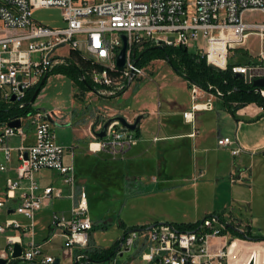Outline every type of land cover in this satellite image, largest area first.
Instances as JSON below:
<instances>
[{
  "label": "built area",
  "instance_id": "built-area-1",
  "mask_svg": "<svg viewBox=\"0 0 264 264\" xmlns=\"http://www.w3.org/2000/svg\"><path fill=\"white\" fill-rule=\"evenodd\" d=\"M44 8H60L66 27L52 29L35 21V10ZM248 11L264 14V0H0V103L25 109L29 105V93L46 75L49 77L57 67L74 62L86 68V74L99 85H112L115 77L126 83L134 76V82L144 75L135 59L147 46L189 49L200 41L201 35L204 47L199 55L208 64L226 71L230 67V53L242 48L251 35L264 40V21L247 23L244 15ZM122 34L128 36L129 49L126 67L118 69ZM62 48H68V55L57 54ZM260 59L257 65L235 64L231 67L232 73L245 76L250 69L264 68V52ZM189 84L193 106L191 111L184 113V118L193 123L197 111L212 110L215 102L225 94L213 85L203 88L190 81ZM261 95L264 97V91ZM13 97L16 101H12ZM30 108L27 115L0 125L1 143L13 137H19L22 142L18 148H0L6 161L0 166V172L9 173L8 165L12 163L14 152L20 162L17 178H7L6 192L0 199V213L6 216L0 223V233H17L7 236V249L0 252V259L7 264L16 261L54 264L57 258L45 255V245L36 241L37 214L52 200L69 198L70 211L54 212L50 228L56 231L54 236L65 237L67 248L79 251L76 261L84 264L96 222L89 215L86 188L78 182L76 149L58 142L54 127L62 125L60 113L41 110L35 103ZM15 121L21 122L20 128L9 126ZM102 128L103 124L95 128L94 133ZM30 132L35 134V142L29 145ZM137 142L133 132L113 124L105 139L91 145V152H104L112 160H121ZM231 144L230 138L219 140L222 147ZM242 152V148L232 150L234 156ZM43 170L57 171L63 186L47 187L39 194L37 175ZM15 200L18 204L14 208ZM11 210L14 214H10ZM13 215L21 216L24 221L9 217ZM227 224L243 231L235 219L218 215L205 219L195 231L179 230L171 224L132 229L123 236L122 248L108 262L230 264L233 241L226 238L232 232ZM216 239L223 241L213 251L211 243ZM16 245L22 248L19 258H14ZM133 247L136 254L131 262H120L119 258ZM243 264H249V259Z\"/></svg>",
  "mask_w": 264,
  "mask_h": 264
},
{
  "label": "rangeland",
  "instance_id": "rangeland-1",
  "mask_svg": "<svg viewBox=\"0 0 264 264\" xmlns=\"http://www.w3.org/2000/svg\"><path fill=\"white\" fill-rule=\"evenodd\" d=\"M244 17L247 23H262L264 21V15L259 11H248ZM33 19L52 29L66 27V22L60 8L37 9L33 14ZM252 41L253 48L257 52L260 51V41H256L254 37ZM248 42L249 40L242 46V51H232L230 53V63L238 61V63L243 64L255 59L257 54L251 53L250 50L244 48ZM203 47L204 42L201 35L200 41L192 44L188 50L190 54L199 55ZM65 53L68 55V48H62L57 52V54ZM239 55L241 56L240 59L238 58ZM35 58L37 59L38 57L35 56ZM142 69L144 75L132 82V89L120 99H118L121 97L119 96L120 93L130 86L129 81L124 83L119 77H115L113 80L115 83L112 85L102 86L86 74V68H83L85 74L94 84L95 89L94 91H87L82 89L80 85L74 84L73 80L67 75L51 74L35 103L41 110H55L57 113H63L61 114L62 126L54 127L58 142L64 147H78L75 158L77 175L81 179L88 180L86 187L88 189L89 215L96 222L95 229L91 233H96L97 243L91 241L93 236L90 235V248L86 250V253L90 255L116 245L126 231L141 228V226L138 227L139 222L149 220L150 222L158 221L161 224L166 222L162 221V219L170 221L174 220L173 218L195 217L201 215L202 210L206 206L196 200L194 196L189 195V192L183 193L179 191V188L173 190L172 194L169 193L161 197L149 196L146 190L133 187L135 185H132V182L128 181L127 177H131V175H124L125 168L122 166V162H120L123 159L115 161L104 152H91V145L98 143L100 140L95 136V133H92L91 141L88 139L90 143L87 139H84L87 133V125L90 122L93 123L92 125L99 122V125L95 127L98 128L109 118L115 116H124L127 113L131 114L141 109L164 113L168 111L171 105L176 103L182 104L183 102L187 103L189 101V81L175 72L166 60H152L145 66H142ZM66 115L70 119L68 122L65 120L67 118ZM153 119L150 122V127L152 132H156L159 118L158 116H154ZM135 120L128 121L134 123ZM133 133L138 136L140 130ZM29 136L33 140L32 134ZM20 145L21 141L19 137L10 138L5 143L0 142V148L4 146L16 148ZM13 161L14 166H17L16 152L13 153ZM185 162L183 165L174 167L175 169L172 174L175 180L181 178L182 171L189 169L188 159H185ZM5 164L6 161L0 152V166ZM6 180L7 175L0 172V196L6 192ZM174 184L180 185L182 183L175 182ZM218 216H228L230 219H235L244 231H242L241 235L250 233V235L258 237L264 236V215L262 212L252 213L253 221L251 225L253 228L249 226L247 219L243 216L235 214L232 217L230 214H226V212L218 214ZM9 217L23 220L18 215ZM5 218L4 213H0V223H3ZM48 222L49 219L46 217L43 224L41 223L37 226L36 241L38 243H45L53 238L56 233V231L46 228ZM261 230L263 231L261 232ZM235 233L231 232V236L228 234L226 238L228 237L232 241L239 240L240 242L241 249L238 254L237 264H243L246 258L250 262L252 259L250 247L256 243L264 247V241L243 239L236 235L238 233ZM15 234L17 233H0V252L7 249V236ZM62 243L63 239L61 237L51 239V242L44 248L45 255L51 254L62 259V256L56 251L57 248L61 247ZM135 254L136 248L133 247L123 257H120L119 260L120 262L129 263ZM63 263L64 260L62 259ZM14 264L23 263L16 261ZM105 264L113 263L106 262Z\"/></svg>",
  "mask_w": 264,
  "mask_h": 264
},
{
  "label": "crops",
  "instance_id": "crops-1",
  "mask_svg": "<svg viewBox=\"0 0 264 264\" xmlns=\"http://www.w3.org/2000/svg\"><path fill=\"white\" fill-rule=\"evenodd\" d=\"M253 37L261 43V50L258 52L253 48ZM244 48L257 54L255 59L243 64L232 61L233 65H257L261 62L260 54L264 52V40H261L259 36L251 35ZM242 49L243 47L234 51H242ZM238 58L240 59L241 56L239 55ZM131 89L132 84L118 99L123 98ZM192 106L190 90V99L187 103L171 105L164 113L141 109L124 115L130 121L146 115L139 126L140 133L136 136L137 144L120 161L125 168L124 175H131L127 178L132 185H135L133 187L146 190L149 196L161 197L172 194L173 190L179 188V191L189 192V195L206 205L199 216L173 218L171 222L168 219H162L166 222L161 224H196L202 222L206 216L226 212L230 216L236 214L245 217L249 226L253 228L252 213L262 212L264 215V110L257 104H250L233 115L224 107L222 99H218L212 110L197 111L193 123H189L185 120L184 113L191 111ZM154 116L159 118L156 132H152L150 127ZM66 117L65 120L70 121L68 115ZM92 124L90 122L86 128L87 133L84 139L87 141H91V135L96 127V124ZM30 134L33 140L29 138L30 136L28 137L29 145L35 142V134L33 132ZM224 138H230L232 144L227 147L220 146L219 140ZM74 147L77 150L78 147ZM237 148H242L243 152L234 156L232 150ZM86 152L88 153L87 150ZM106 155L109 157L108 154ZM185 159L189 161V169L182 171L181 178L175 180L173 170L177 165L186 163ZM17 161L19 165L18 156ZM18 165L14 166L12 160V163L8 165L9 173H5L7 178H17ZM37 181L40 186L39 194L47 187L63 186L61 175L54 170L41 171L37 175ZM78 182L84 185L88 193L86 187L88 180L78 176ZM175 182L182 184L175 185ZM4 194L0 196V199L4 197ZM17 204L18 200H15L12 206L15 208ZM71 206L69 198L52 200L37 214V226L43 224L47 217L49 222L46 228L52 231L50 228L52 214L54 212L68 213ZM11 211L10 214H14V210ZM139 223L138 227L161 225L158 221L150 222L149 220ZM91 235L93 236L91 241L97 243L96 233ZM54 237L63 239L61 247L56 249L64 260L63 264H74L79 251L75 248H67L66 239L60 234ZM51 239L43 244L47 246ZM220 242L222 241L219 239L213 240L211 249L215 251ZM240 249L239 240L233 241L230 245V264H237ZM249 250L256 264H264L263 246L256 243ZM48 256L57 258L51 254Z\"/></svg>",
  "mask_w": 264,
  "mask_h": 264
},
{
  "label": "trees",
  "instance_id": "trees-1",
  "mask_svg": "<svg viewBox=\"0 0 264 264\" xmlns=\"http://www.w3.org/2000/svg\"><path fill=\"white\" fill-rule=\"evenodd\" d=\"M139 59L138 65L140 67L145 66L152 60L164 59L166 60L171 68L184 77L186 80L196 83L203 88H208L209 85H213L224 92V97L222 98L224 107L236 115L237 111L244 108L250 104H257L264 110V97L254 91V86L252 83H247L244 78H237L236 74L232 73L230 63L228 70L221 73L215 72L208 67L206 59H203L200 55L190 54L186 47H168V46H147L137 57ZM64 74L69 76L74 84H78L82 89L87 91H94V84L91 79L85 74L84 70L74 62L70 65H62L56 68L52 74ZM51 74L49 75V77ZM48 77V78H49ZM85 80H84V78ZM40 86L38 84L28 95L27 102L28 107L21 110L18 107H9L6 104L0 103V125L9 123L12 119L25 116L31 112L30 102L37 88ZM44 88V87H43ZM124 89L119 96L123 95ZM139 130V129H138ZM215 215L206 216L205 219L211 218ZM202 221V222H203ZM202 222L196 224H171L176 229L183 231H195L197 230ZM159 225V224H157ZM147 228V227H142ZM129 231H126L127 234ZM124 234V235H125ZM236 234V233H235ZM238 237L243 239H249L254 241H264V236H256L249 234H236ZM121 241L109 249H105L101 252H95L90 255L85 253L86 257L92 258L95 261H105L113 258L118 253V247Z\"/></svg>",
  "mask_w": 264,
  "mask_h": 264
},
{
  "label": "water",
  "instance_id": "water-1",
  "mask_svg": "<svg viewBox=\"0 0 264 264\" xmlns=\"http://www.w3.org/2000/svg\"><path fill=\"white\" fill-rule=\"evenodd\" d=\"M121 39H122L123 45H122L121 51L117 57L118 69H124L126 67L127 54H128V49H129L128 36L126 34H122ZM138 61H139V59H135V62H138ZM208 67L215 72H219V73L223 72V70L221 68H218L212 64H208ZM236 77L237 78H244L247 83H252L254 86L255 92H258L261 94L264 91V68L250 69L245 76L242 74H237ZM133 78H134V76L129 80V86L133 82ZM47 80H48V76L46 75L42 79L40 86L35 91L33 98L30 102V105H33L34 103H36V100L38 99V97H39L43 87L45 86ZM84 80H85V78H84ZM12 101H16V97H13ZM145 117H146V115H141V116L137 117L134 123L129 122L127 120V118L124 116H115V117L109 118L103 124L102 131L95 133V136L98 137L99 139H105L108 136L109 129L113 124H119L123 129L131 131V132H135L139 129L140 123ZM9 126L12 128H20L21 122L15 121V122L10 123ZM154 227H155V225L151 226L150 228L153 229ZM226 227L234 230L238 234L242 233V231L240 229L235 228L231 224H227ZM123 240L124 239L122 238L121 244L118 247V250L122 248ZM21 255H22V248L20 245H16L14 258H19ZM85 258H86V262L84 264H104V263L109 261V259H108V260L99 262V261H95L92 258H89L86 256H85ZM0 264H7V261L4 259H0ZM54 264H61V259L57 258ZM74 264H79V263H78V261H75ZM249 264H256V260L254 257H252Z\"/></svg>",
  "mask_w": 264,
  "mask_h": 264
},
{
  "label": "flooded vegetation",
  "instance_id": "flooded-vegetation-1",
  "mask_svg": "<svg viewBox=\"0 0 264 264\" xmlns=\"http://www.w3.org/2000/svg\"><path fill=\"white\" fill-rule=\"evenodd\" d=\"M103 124H104V123H103ZM97 125H99V122H97V123H96V126H97ZM101 125H102V124H101ZM232 232H234V233H235V231H234V230H232ZM84 262H85V261H84Z\"/></svg>",
  "mask_w": 264,
  "mask_h": 264
},
{
  "label": "bare ground",
  "instance_id": "bare-ground-1",
  "mask_svg": "<svg viewBox=\"0 0 264 264\" xmlns=\"http://www.w3.org/2000/svg\"><path fill=\"white\" fill-rule=\"evenodd\" d=\"M97 147H98V146H96V145H95V146H93V148H94V149H96Z\"/></svg>",
  "mask_w": 264,
  "mask_h": 264
}]
</instances>
